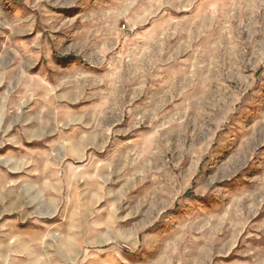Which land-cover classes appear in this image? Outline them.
Wrapping results in <instances>:
<instances>
[{
    "label": "rangeland",
    "instance_id": "374dc122",
    "mask_svg": "<svg viewBox=\"0 0 264 264\" xmlns=\"http://www.w3.org/2000/svg\"><path fill=\"white\" fill-rule=\"evenodd\" d=\"M0 61L65 158L13 264H264V0H0Z\"/></svg>",
    "mask_w": 264,
    "mask_h": 264
},
{
    "label": "crops",
    "instance_id": "0c3cea01",
    "mask_svg": "<svg viewBox=\"0 0 264 264\" xmlns=\"http://www.w3.org/2000/svg\"><path fill=\"white\" fill-rule=\"evenodd\" d=\"M33 80L19 73L15 63L0 61L1 264H13L15 244L11 241L45 237L44 232L34 231L33 225L47 219L59 202V177L65 158L50 151L54 133L49 107L33 103ZM19 225L31 228L19 230ZM36 252L32 246L25 247V264H70L66 255L75 254L76 248L42 249L41 258L34 260Z\"/></svg>",
    "mask_w": 264,
    "mask_h": 264
}]
</instances>
